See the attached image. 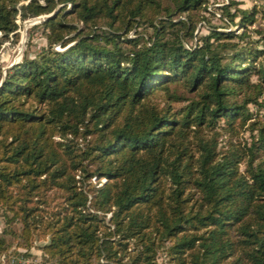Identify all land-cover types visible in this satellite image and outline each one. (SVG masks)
<instances>
[{
	"label": "trees",
	"instance_id": "16d2710c",
	"mask_svg": "<svg viewBox=\"0 0 264 264\" xmlns=\"http://www.w3.org/2000/svg\"><path fill=\"white\" fill-rule=\"evenodd\" d=\"M40 1L0 0V49L60 6L0 81V264H264V0Z\"/></svg>",
	"mask_w": 264,
	"mask_h": 264
},
{
	"label": "rangeland",
	"instance_id": "374dc122",
	"mask_svg": "<svg viewBox=\"0 0 264 264\" xmlns=\"http://www.w3.org/2000/svg\"><path fill=\"white\" fill-rule=\"evenodd\" d=\"M229 0H210V5L208 6V11H212L215 5H223L228 3ZM233 2L238 3L237 8L242 10H247L252 7L255 0H231ZM40 3H43L42 0ZM255 3L258 4L256 1ZM218 13V12H217ZM48 15H43L40 17H45ZM38 18L35 19H29L24 22H18L19 23V41L17 44H12L11 41L6 42L0 49V81L2 78L5 77V74L8 69H10L12 66L21 63L24 59H33L35 55L41 50V48L45 45V40L42 35L41 29L37 28V26L40 24L38 23ZM239 19L235 20V23H237ZM215 25H219L218 22L214 23ZM259 24V21L257 25ZM221 27V25H219ZM234 30H237L236 27L233 28ZM205 35L207 34V31L205 27L198 25L197 30L195 31V35ZM128 37H133V33L131 32ZM56 50H60V48L57 46ZM264 104V103H263ZM250 109H252L250 107ZM264 113V110H262ZM247 138V135H244ZM223 145V143L221 144ZM4 218H2L0 213V233L4 229ZM7 239L10 241V238L7 237ZM33 255L38 258L40 256V253L36 250L32 251ZM27 264H40L39 259L35 260H27ZM159 263L165 264V259L163 255L159 256Z\"/></svg>",
	"mask_w": 264,
	"mask_h": 264
},
{
	"label": "water",
	"instance_id": "95a60500",
	"mask_svg": "<svg viewBox=\"0 0 264 264\" xmlns=\"http://www.w3.org/2000/svg\"><path fill=\"white\" fill-rule=\"evenodd\" d=\"M59 8H60V6L57 7V8L55 9V11H53V13H51V14L48 15V16H45V17H39V19H38V23L44 22V21H46L47 19H49L50 17H52V16H53V15L59 10Z\"/></svg>",
	"mask_w": 264,
	"mask_h": 264
},
{
	"label": "built area",
	"instance_id": "2783aa9c",
	"mask_svg": "<svg viewBox=\"0 0 264 264\" xmlns=\"http://www.w3.org/2000/svg\"><path fill=\"white\" fill-rule=\"evenodd\" d=\"M217 16H218V15H217ZM18 22H20L19 19L17 20V23H18ZM18 25H19V23H18ZM0 260H3V257H0Z\"/></svg>",
	"mask_w": 264,
	"mask_h": 264
}]
</instances>
